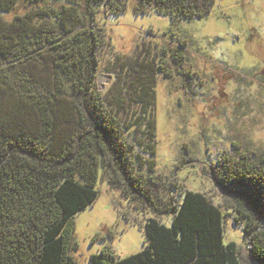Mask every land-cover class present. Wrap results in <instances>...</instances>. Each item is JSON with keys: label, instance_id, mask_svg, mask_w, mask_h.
Segmentation results:
<instances>
[{"label": "trees", "instance_id": "trees-1", "mask_svg": "<svg viewBox=\"0 0 264 264\" xmlns=\"http://www.w3.org/2000/svg\"><path fill=\"white\" fill-rule=\"evenodd\" d=\"M127 3L0 0V264H75L74 214L97 198L100 170L155 216L143 223L142 250L117 258L105 243L89 264H242L236 243L223 242L219 207L193 190L175 202L156 172L152 85L138 87V110L126 121L117 114L122 100L114 110L107 106L112 98L97 90L104 27L96 6L117 14ZM18 4L23 13L1 16ZM212 6L213 0H137L134 9L190 18ZM221 162L223 205L249 235V264H264V156L240 152ZM164 215L169 225L160 221Z\"/></svg>", "mask_w": 264, "mask_h": 264}, {"label": "rangeland", "instance_id": "rangeland-1", "mask_svg": "<svg viewBox=\"0 0 264 264\" xmlns=\"http://www.w3.org/2000/svg\"><path fill=\"white\" fill-rule=\"evenodd\" d=\"M125 11L96 20L104 27L97 50V90L115 105L122 120L138 110L133 98L145 82L152 85L155 118V170L178 201L185 190L202 192L223 218V242L234 241L242 264H249V235L235 213L223 205L222 157L247 152L264 156V0H213L203 16L173 17L149 9ZM21 4L1 16L10 20ZM42 55H46L43 53ZM105 100V101H106ZM135 151L149 158L140 147ZM97 198L74 214L70 249L75 264L108 243L117 258L144 248L143 223L155 216L138 209L111 186L100 170ZM166 225L171 216L159 217Z\"/></svg>", "mask_w": 264, "mask_h": 264}]
</instances>
